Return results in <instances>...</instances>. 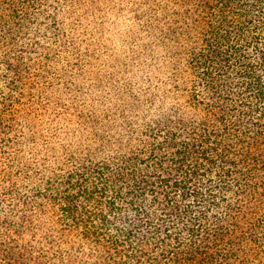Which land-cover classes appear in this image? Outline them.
I'll list each match as a JSON object with an SVG mask.
<instances>
[{
	"label": "trees",
	"instance_id": "obj_1",
	"mask_svg": "<svg viewBox=\"0 0 264 264\" xmlns=\"http://www.w3.org/2000/svg\"><path fill=\"white\" fill-rule=\"evenodd\" d=\"M0 264H264V0H0Z\"/></svg>",
	"mask_w": 264,
	"mask_h": 264
},
{
	"label": "rangeland",
	"instance_id": "obj_2",
	"mask_svg": "<svg viewBox=\"0 0 264 264\" xmlns=\"http://www.w3.org/2000/svg\"><path fill=\"white\" fill-rule=\"evenodd\" d=\"M100 21L101 20H96L95 23L99 24ZM86 22L87 21H85L84 23ZM106 26H108V24H106ZM126 35L127 32H125V30L118 33L116 31V28H114V26H110L107 28V30H105L104 34L103 32L99 34L98 36V38H100L99 41H95L92 44H90L89 50L91 55H98V59H94L95 63L97 64V66L94 67L103 68L101 70H94L90 75L93 80L95 79L97 74L103 77L102 79L98 80V82L94 80L96 84V92L100 95L103 94L102 90L104 88V85L106 84V79L104 78L106 71L112 70L113 67L116 66V64L124 60L126 49L122 48V46L120 45V41L123 38L126 39L127 38ZM104 62L106 65L102 66Z\"/></svg>",
	"mask_w": 264,
	"mask_h": 264
}]
</instances>
